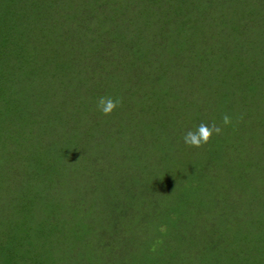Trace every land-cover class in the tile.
<instances>
[{"label": "rangeland", "instance_id": "1", "mask_svg": "<svg viewBox=\"0 0 264 264\" xmlns=\"http://www.w3.org/2000/svg\"><path fill=\"white\" fill-rule=\"evenodd\" d=\"M218 1L112 0L117 5L113 9L116 13L113 16H105L107 23L102 26L97 21L108 9V6L102 3L84 4L80 8L81 14L77 13L72 18L60 14L56 9H49L52 12L50 16L61 18L46 17L48 11H45L39 20H34L38 24L35 30L29 24L32 30L29 31V35H32L29 44L38 47L34 60L29 63L34 70V78L32 81L30 77L25 81H16L13 85H6V88L0 84V264H7V254L20 255L21 259L17 264H93L88 261L81 263L74 257L82 254V259H85L87 254L92 258L104 260L106 264H109L108 260H122L121 264H147L148 261V264H162L165 258L170 259L173 264H181L182 258L191 257L198 264H264V112L262 116L253 112L254 109L264 110V96L260 98L258 95L250 100L251 113L246 112L245 121H242V126L248 125L245 129L247 133L242 137L247 141L242 146L245 152L242 158L247 160L252 154L254 161H260L263 175L249 180L244 167L233 166L235 161L228 164L231 175H224V179L221 174L217 178L219 170L216 169L215 182H210V190L202 189L192 199L196 204L195 212L190 208L186 210L184 205L182 209L176 205L167 209V224H162L165 227L161 225L160 229L166 231L165 233L172 232L169 237L161 236L160 233L151 235V221L144 218L148 209L144 210L141 206V209L136 211L137 215H134L131 206H127L123 211L118 203L117 193L107 197L108 199L102 196L108 188L120 190L122 186L119 181H124L123 184L132 181L125 184L123 191L127 195L135 196L130 201L122 196L124 203H130L137 209L140 207L138 204L141 205L143 201H140L139 195L149 194V206L150 201L155 204L164 202L157 197L160 190L152 189L151 192L148 180H135L132 177L130 179L125 172L118 175L121 180H115L117 177H114L117 164L127 160H140L142 163V160H149L154 155L153 147L147 150L146 154H142L141 151L149 146L141 148L136 137H132V129L127 127L131 121L127 109L136 107L139 101L138 97L130 96L129 88L132 87L134 91L136 88L138 91H146L150 97H159L160 92L168 103L176 97L168 91L169 78L176 79L183 69L182 66L186 68L188 61L195 55H201L213 64L209 67L211 71H219L222 74L224 89L225 86L230 87H227L228 90L232 88L230 76L237 67L248 75L245 81H254L259 91L264 92V73L258 72L260 66L253 61L245 68L243 65L246 57L241 65L220 59L221 52L218 50H221V47L216 44V38L212 40L211 45L210 39L207 38L209 26L216 33L221 29L223 34L227 24L237 19H228L237 14L234 9L250 13L255 0H232L231 3L223 4ZM198 15L201 17L196 21ZM23 21L29 22V18L24 17ZM48 21L53 22L54 36L56 35L53 38L54 43L50 45L52 50L41 47L52 40L50 29L44 25ZM221 23L222 27H214ZM89 26L87 36L85 29ZM62 31L78 32L63 49L58 40L62 38L58 35ZM34 33H37L35 36L40 40ZM211 50L217 61L213 58ZM97 59L95 75L100 79L92 81L88 73L82 70V65L87 64L86 68L90 72ZM198 59L199 57H196V60ZM21 61L22 59L20 63ZM261 63L263 64L262 59ZM11 64V60L7 62L6 57H1L0 76L8 75ZM51 67L59 69L57 75L62 86L56 87L57 84L52 85L42 80ZM156 70L163 73V79L157 78L155 81L165 84L164 87L160 86L159 92L150 91L147 87L148 77ZM204 78L202 88L211 87L209 91H212L216 78L208 75H204ZM110 89L114 97L121 100L119 121L122 126L116 130L113 126V133L109 132L110 129L103 131L114 136L113 139L107 138L109 143L103 141V133L96 134L100 140L98 145L106 149L96 153L99 165L95 164L90 170L88 163L82 165L84 160L78 163L72 161L73 152H97V148L82 143L75 145L69 127L73 126L75 137L86 139V127L90 120L88 117H92L91 111H99V97L112 96ZM179 98L182 97H178L176 101H179ZM129 99L132 101L127 103L125 100ZM22 113L26 117H21ZM98 115L102 117L101 112ZM38 119L41 122L44 120L45 123L38 126ZM150 119L152 120L151 117ZM95 124V129H99L100 124ZM158 126L162 134L161 139L174 133V126L165 120ZM29 129L33 130L34 135L26 138L24 134H27ZM248 130L258 136L251 138ZM223 136V133L219 134V137ZM232 137L229 135V140L221 141V150L213 151L214 157H219L223 152L236 154V150L232 148ZM163 142L159 143L161 148L164 147ZM136 144L138 146L134 147ZM55 151H64L62 168H59V163L55 175L45 171L33 178L32 171L26 167L31 156L28 153L38 152L43 164L48 162L51 166L53 163L52 170L55 162L49 157L55 156ZM181 156L183 157V153ZM96 158L92 160L96 161ZM72 162L75 165L70 164ZM147 173L150 174L151 170ZM78 175L82 177L79 179ZM82 178L87 181L84 182L86 187L75 193ZM231 179L237 181L238 187ZM97 182L103 184L98 186ZM142 184L144 192L140 194L138 188ZM92 187L94 192L90 190ZM71 190L74 196L70 198L66 195H71ZM40 194L45 202L58 196L68 200L71 206L82 204L84 211L88 210L86 218L83 217V212L76 214L77 222L82 228L79 225L66 224L69 230L66 235L61 221H57L55 229L40 236L35 227H29V222L22 227L20 220L23 208L30 200L39 199ZM73 215L63 214L61 219H71ZM178 236L181 245L174 250L173 245L179 241ZM159 237L162 238L160 243L153 245V251L149 250ZM80 249L82 253L77 254ZM27 251L29 256L26 257Z\"/></svg>", "mask_w": 264, "mask_h": 264}, {"label": "trees", "instance_id": "2", "mask_svg": "<svg viewBox=\"0 0 264 264\" xmlns=\"http://www.w3.org/2000/svg\"><path fill=\"white\" fill-rule=\"evenodd\" d=\"M224 2L231 3L232 0H224ZM224 2L221 1L219 3L223 4ZM253 2V9L250 10V13L244 12L242 10L238 12L236 9H234L237 14L230 16L228 19H237H234L232 22L230 21V23L227 24V28L223 34H221V29H219L220 32L216 33L212 27L209 26L207 38L208 40L210 39V45L212 44V40L216 38V44L221 47V50H218V52H221L220 59H227L234 64H240L242 60L244 61V57H246L243 65L245 68L249 67L254 61L256 65L260 66L258 68L260 71L258 72L264 73V1L255 0ZM94 3H102L108 6L109 10L107 9L106 13L103 12L102 16L97 21L102 26L103 23H107L105 22V16H113L116 13L113 11V9L117 5H115L112 0H0V59L1 57H6L7 62L11 60L13 63L11 64L12 68L8 75L2 74L0 76V84H3V87L6 88V85H13L16 81H25L29 77L32 81L34 78V70L31 69L29 63L34 60V57L38 51V47H32L29 44L30 38L32 37V35H29L31 34L29 31H32L29 27V24H31L33 30H35L38 27V24L34 20H39V17H41V14H45V11H48L46 14L48 16L46 17L61 18L59 16H50L52 12L49 9H56L60 14L72 18L77 13L81 14L80 8H82V5H98ZM24 17H28L29 22H24ZM200 17L201 15H198L196 21ZM44 25L46 26L45 28L50 29L49 31L53 36L52 40L49 41L51 43L46 42L45 44L41 45V47L52 50L50 45L54 43L53 38L56 36H54V24L52 21H48ZM52 26L53 28L51 29ZM214 27H222V23L219 24V26ZM91 29H93V27H91ZM78 30L81 31L80 29ZM83 31L84 30H82V32ZM89 31L90 26L86 27L85 29V34L87 36ZM77 33L78 32L68 33L66 31L58 33V35L62 37L61 39H58L62 44V49L70 44L71 37L75 36ZM35 35H37V33H34V36ZM35 37L39 39L38 36ZM21 50L23 51L19 53ZM211 53L214 58L213 50H211ZM196 57H199V59L196 60ZM14 59H16V61H14ZM20 59H22L21 63ZM261 59L263 60V64L261 63ZM215 60L217 61L218 59ZM86 66L87 64L85 66L82 65V70L88 73L89 79L92 81L99 80L100 78L97 79L95 75L96 69L98 67V59L96 60L95 65H93L91 68L92 71L89 72ZM211 66H213V64L201 55H195L194 58L188 61L186 68L182 66L183 69H181L182 71L178 73L176 79L172 77L169 78L170 86H168V91L173 93L176 97L169 100L168 103L159 92L160 86L164 87L163 85L165 84L157 83L155 81L157 78L163 79V73L159 70L153 72L147 80L149 83V85H147L149 90H157L159 92V97L156 95L150 97L146 91H138L137 88L134 91L132 90V87L129 88L130 96L138 97L139 101L137 100L138 104L136 107L130 110L127 109V114L130 115L131 120L127 127L132 129V132L135 135H132V137H136V140H138L141 148L149 146L148 149L143 151L140 149L142 154H146L145 152L153 147L154 155L149 160H142V163H140V160H127V162L125 161L123 163L117 164V166H115L116 172L114 173V177H117L115 180H121L118 175L120 176L121 173L124 174L125 172L129 175L130 179L132 177L135 180H148L151 192L152 189L160 190L161 192L157 194V197L162 199L164 202L161 204H155L154 201H150L149 206L147 200L150 195L149 194L139 195L140 201L141 199H143V201L141 202V205L140 203L138 204L140 207L137 209L136 207L130 205V203H124V198L130 201L132 197L135 196L127 195L126 192L123 191L125 184L131 183L132 181H128L124 184V181H119V183H121L120 186H122L120 190L108 188L106 193H104L105 195L102 196L108 199L107 197L117 193L119 196L118 203L121 208H123V211L127 209V206H131V209H133V212L135 213L134 215H137L136 211L141 209V206L144 207V210L148 209L146 214H144V218L147 220L150 219L151 221V235L160 233L161 236L166 235L169 237L172 234V232L165 233L166 231L160 229L162 224H167L168 220L166 211L170 208V206L173 207L176 205L177 208L182 209V205H184L186 210L190 208L191 211L193 210L195 212L194 208L196 207V204L192 199H194L196 194H199L202 189L206 191L210 190V182H215L216 169L219 170L217 178L219 174H221V176L223 175L222 178L224 179V175H231V173H229L230 167L228 164L232 161H235L233 166L244 167V169L247 170L245 173L249 180L263 175L261 174L262 169L260 166V161H254L252 154H250V157L249 159L247 158V160H243L242 158V156L245 155L242 146L247 143V141H245V139L242 137H244V135L247 133L245 129L248 128L247 124L242 126V121H245L244 116L246 112L251 113L252 105L250 100L256 98L258 95L261 98V96H264V92L262 90L259 91V88H257V84L254 81H251L250 79L245 81L248 75L246 76L245 71L237 67L235 69L236 71L232 74V76H230L232 88L228 90L227 87H230L225 86L227 89L226 91V89L223 88L224 79L222 74L219 71H211V68H209ZM49 70V73H47V75L44 76L42 80L44 82H49V84L52 85L57 84L56 87L62 86V82H60L61 80L57 75L59 69L56 70L55 68L51 67ZM204 75H208L211 78H216L214 83L215 87L212 91H209L211 87L209 89L202 88L203 86L201 83L205 80ZM134 87L135 86H133V88ZM62 91L64 92L63 88ZM110 91L112 93V97H114L112 89H110ZM180 96L182 98H179L180 100L176 101ZM125 101L129 103L132 100L130 101L129 99ZM161 104H165L166 106H160ZM163 108L164 111H162ZM120 111V105L110 115H103L101 113L102 117H99L98 115L100 111H91L93 112L92 117L87 116L88 119L90 118V120L88 127H86L88 128V136L86 139L83 137H75L73 126L72 128L69 127L70 132H72L71 136L74 139L75 145H77V143H79V145L84 144L85 146L89 144L90 146H95L97 148V152H92L91 150H87L85 153L82 151L79 153L76 151L73 152L74 155L72 161L78 163V161L84 160L82 165L88 163V168L90 170L95 164L99 165V161L95 155L99 151L102 152L106 148L98 145L100 140L98 139L99 135L96 134H99L98 132L103 133V131H106V129H110L109 132L113 133L114 131L111 130L113 126L115 127V130L117 127L122 126V123L119 121V116L121 114ZM253 112L259 116H262L264 110L261 111V109H254ZM225 113L232 117L233 123L231 125L223 126L221 124L222 116ZM164 114L165 116H163ZM24 116L25 115L22 113L21 117ZM164 120L167 121L169 125L171 124L174 126L175 129L173 134H168L164 137V139H161L162 134L160 133V128L158 125H160L161 122H164ZM94 121L100 124L99 129H95L96 124ZM213 121L223 127V137H219V135L214 134L208 143L199 148L194 147V149L184 144L183 136L187 131H194L201 122L211 124ZM44 123V120L41 122L40 119H38L36 124L41 126ZM184 126H186L187 129H184ZM32 131V129L27 130V134H24L26 138L32 137L34 135ZM102 135L103 141L108 143L109 140L107 138H114V136L111 134L107 135L106 132ZM229 135L233 136L230 139L233 141L232 148L236 150V154L232 152L225 154L223 152L219 157H214L213 151H220L221 141L223 142L225 139L229 140V138H227ZM250 136L251 138L253 136L255 138L258 135L256 133L255 135L250 133ZM160 142H163V148L159 146ZM136 146L138 145H134V147ZM77 149L79 150V148ZM63 153L60 151H55V156L49 157L55 162V165L51 170L53 163L51 166H49L48 162L43 164L41 162L42 160L39 159L38 152H29L28 155L31 154V156H29L30 162L26 164V167L30 169L29 171H32L33 178L45 171L46 173H53V175H55V171H57L56 166L59 163V168H62L61 161H64L65 157ZM181 153H183V157L181 156ZM77 157H79L78 160H76ZM93 158H96V161L92 160ZM75 163L72 162L70 164L75 165ZM226 164L228 166V170L226 169ZM153 169L158 171L155 172ZM150 170L152 174L147 173ZM130 171L132 173H130ZM233 172L235 173L236 171ZM81 177V175H78L79 179ZM231 180L235 181V185L238 187L237 181L234 179ZM84 182L87 183V181L85 179L83 180L82 178L78 183V187L75 189V193L79 190H83L86 187ZM102 184L103 183L97 182L98 186H101ZM138 189L140 194L143 193L144 184H142V186H140ZM90 190L94 192L93 187ZM162 191L164 193H162ZM70 194L71 195L66 196L70 198L74 196V192L72 190L70 191ZM79 195L81 196L80 192ZM32 200L33 201L30 200L27 202L26 206L23 208V213L21 214L22 219L20 220V223L22 224V227H24V225L29 222V227H35L37 234H40V236H44L47 231L55 229L57 227V221H61L62 226L64 227L63 231L67 235L69 230L68 227L65 226L66 224L67 226L79 225L76 218L77 213L83 212V217L86 218L87 216L88 210L84 211L82 204L81 206H71L68 200L58 196L52 197V200L49 202H45L46 200H42V195L40 194L39 199ZM36 201H38V203H36ZM63 214L74 215L71 219L65 218L67 221L64 222L65 220L62 221L61 219ZM162 226L163 228L165 227V225ZM60 234L62 235V233ZM178 238L179 241L173 245L174 250H177V247L181 245V239L179 236ZM161 239L162 238L159 237L157 242L154 241L152 243V247H150L149 250L153 251V245L155 243L158 245ZM81 253L82 251L80 249L77 254ZM73 255H75V253ZM83 255L84 254L75 255L74 257L78 258L81 263L88 261L92 262L93 264H106L104 260L100 258H92L87 254H85L86 258L82 259ZM27 256H29L28 251L26 252V257ZM20 259L21 257L18 254L14 256H9L7 254L5 257L7 264H17ZM108 262L109 264H121L122 260H108ZM149 262L150 261H148V263ZM161 263L173 264L170 262V259L166 258L165 262ZM181 264H198V262H196L194 259L192 260V257L190 259L182 258Z\"/></svg>", "mask_w": 264, "mask_h": 264}, {"label": "clouds", "instance_id": "3", "mask_svg": "<svg viewBox=\"0 0 264 264\" xmlns=\"http://www.w3.org/2000/svg\"><path fill=\"white\" fill-rule=\"evenodd\" d=\"M120 104L121 100L119 98L101 96L97 101V108L103 115H110ZM232 123V117L225 113L222 116L221 124L223 126H228ZM222 131L223 127L218 125L215 121L211 124L201 122L194 131H187L183 136V140L186 145L199 148L208 143L214 134L219 135Z\"/></svg>", "mask_w": 264, "mask_h": 264}]
</instances>
